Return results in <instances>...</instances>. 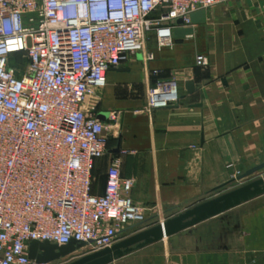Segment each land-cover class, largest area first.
<instances>
[{"label":"built area","instance_id":"1","mask_svg":"<svg viewBox=\"0 0 264 264\" xmlns=\"http://www.w3.org/2000/svg\"><path fill=\"white\" fill-rule=\"evenodd\" d=\"M225 1L0 0V264H54L28 257L31 240L98 251L145 220L119 156L103 192H93L95 162L109 153L106 132L118 118L97 117L99 92L131 55L152 58L147 34L171 46L178 19L191 25L194 11ZM177 101L172 82L148 91L149 107Z\"/></svg>","mask_w":264,"mask_h":264},{"label":"crops","instance_id":"2","mask_svg":"<svg viewBox=\"0 0 264 264\" xmlns=\"http://www.w3.org/2000/svg\"><path fill=\"white\" fill-rule=\"evenodd\" d=\"M191 20L176 22L171 46L158 47L147 34L152 58L131 55L106 73L99 92L97 117L118 118L106 132L109 153L95 162L93 192H103L110 159L119 156L121 176L134 179L129 196L151 221L146 228L220 195L264 162V0L225 1ZM198 55L205 64L196 63ZM167 82L178 101L149 107V89ZM134 249L139 260L147 254V264H264V184Z\"/></svg>","mask_w":264,"mask_h":264},{"label":"water","instance_id":"3","mask_svg":"<svg viewBox=\"0 0 264 264\" xmlns=\"http://www.w3.org/2000/svg\"><path fill=\"white\" fill-rule=\"evenodd\" d=\"M177 23L180 24L181 20L178 19ZM185 85L188 93H192L196 89L191 81L186 82ZM261 169H264V162L246 170L238 179L248 177ZM262 184H264V176L201 202L192 208H188L175 216L165 219L163 222H159L149 228L127 236L110 247L77 256L65 264H110L116 259L123 257V255L130 252L135 247H141L160 240L163 237L175 234L185 227L215 215L227 207L238 203L249 194L258 191L259 186ZM85 245V242H76L74 240H70L65 245L53 244L47 240H31L28 244V257L37 263H52L60 259L71 257L75 251Z\"/></svg>","mask_w":264,"mask_h":264},{"label":"rangeland","instance_id":"4","mask_svg":"<svg viewBox=\"0 0 264 264\" xmlns=\"http://www.w3.org/2000/svg\"><path fill=\"white\" fill-rule=\"evenodd\" d=\"M263 176H264V169H262L260 171H257L256 173H254L253 175H250L248 177L235 180L232 184H229L228 188H225L224 191L221 192V194L226 193L228 191H231V190H233L235 188H238V187H240V186H242L244 184H247V183H249V182H251V181H253L255 179L262 178ZM164 220H162L160 222H163ZM150 222L151 221L146 220V218H145V220L143 222L130 224L129 226H127L126 228H124V230L119 234L118 241L121 240V239H123V238H125V237H127V236H130L132 234H135V233H137V232H139V231H141L143 229H146V226H148V224ZM144 246H147V244L144 245ZM141 247H143V246H141ZM135 250L136 249L131 250L130 252H128L125 255H123V257H121L119 259H116L111 264H147L148 263L147 258H146V255L147 254H144V256L142 255L143 256V259L142 260H139V256H138L139 253H135L134 254ZM83 252H85V249L80 250L77 253H74L71 257H69V260L71 258H76V256L80 255L81 253L83 254ZM134 256H136V257H134ZM60 263H63V262L61 260L60 261H55L54 264H60Z\"/></svg>","mask_w":264,"mask_h":264},{"label":"flooded vegetation","instance_id":"5","mask_svg":"<svg viewBox=\"0 0 264 264\" xmlns=\"http://www.w3.org/2000/svg\"><path fill=\"white\" fill-rule=\"evenodd\" d=\"M72 259H74V258H71L70 260H72ZM70 260H69V259H67L65 262H63V263H60V264H65V263L69 262Z\"/></svg>","mask_w":264,"mask_h":264}]
</instances>
